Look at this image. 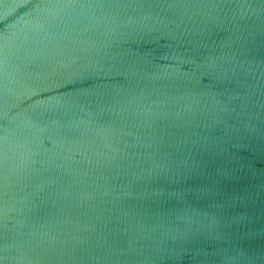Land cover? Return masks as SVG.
<instances>
[{
	"label": "water",
	"instance_id": "obj_1",
	"mask_svg": "<svg viewBox=\"0 0 264 264\" xmlns=\"http://www.w3.org/2000/svg\"><path fill=\"white\" fill-rule=\"evenodd\" d=\"M0 264H264V0H0Z\"/></svg>",
	"mask_w": 264,
	"mask_h": 264
}]
</instances>
